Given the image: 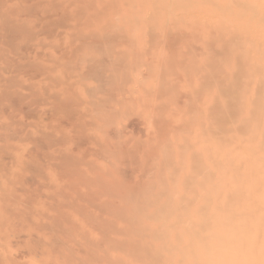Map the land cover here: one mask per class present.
Returning <instances> with one entry per match:
<instances>
[{"label": "bare ground", "instance_id": "1", "mask_svg": "<svg viewBox=\"0 0 264 264\" xmlns=\"http://www.w3.org/2000/svg\"><path fill=\"white\" fill-rule=\"evenodd\" d=\"M38 1V20L21 18L24 34L12 24L0 32V168L15 163L23 178L0 188V210L64 220L50 217L56 230L49 217L45 229L36 215L14 222L18 233L36 223L56 237L46 244L26 229L18 241L40 234L37 249L55 248L39 259L25 239L22 254L49 253L46 264L56 252L59 264H264V0Z\"/></svg>", "mask_w": 264, "mask_h": 264}, {"label": "rangeland", "instance_id": "2", "mask_svg": "<svg viewBox=\"0 0 264 264\" xmlns=\"http://www.w3.org/2000/svg\"><path fill=\"white\" fill-rule=\"evenodd\" d=\"M1 1H2V4H3V1H4L6 4H4V6L1 5V10H4V11H1V12H0V13L3 14V15L0 14V16L2 15V16L0 17V18H1L0 21L2 20V22H0V25H1V23H2V25H1V27H2L3 25L6 24L5 27L8 26V28H7L8 31L11 30V32H13V30H14V33H13V34H15V35H22V34H24L23 32L26 30V28H25L26 25H25V27H24V23H23L24 21L22 22V21H21V18H22V19H28V20L31 19V21H32V20H35V21H36V20H38L37 18H39V16L37 15L38 13H36V12H41V11H42V10H40V2H39L38 0H33V1H32V0H16V1H15V0H0V3H1ZM7 1H8V2H7ZM24 1H25V2H24ZM28 1H29V2H28ZM11 2L14 3L15 5H17L16 8H17V7H18L19 9L21 8V11H19V10H17V9H16V10L14 9L15 11H18V12H16V13H15V11L13 12V13H15V14H13V16L16 15V14L18 13V14L16 15V16L18 17V18L16 17L17 19L14 18L15 16L13 17L12 14H11V12L13 11L12 9L15 8V7H14L15 5L12 6V3H11ZM20 3H21L22 5H20ZM24 3H26V5H25ZM34 3H37V5H38V4H39V5L36 6V4H34ZM30 4H31V5L33 4L34 7H37L38 9H37V8L33 9V8H34L33 6H32V8H31V7H30ZM9 6H12V7L10 8ZM26 6L29 7V9L25 8ZM4 7H5V8H4ZM30 8H31V10L33 11V13L31 12V13L29 14V12L31 11ZM42 8H43V7H41V9H42ZM34 10H35V12H34ZM6 11H7L8 13H7ZM26 11H28V12H26ZM3 12H4V13H3ZM35 13H36V14H35ZM4 14H5V15H4ZM8 14H10V15H8ZM7 15L10 16V19H8L9 17H8ZM18 15H19V16H18ZM34 15H37V16H34ZM3 16H5V17H3ZM31 16L34 17L35 19H34V18L32 19ZM3 18H4L5 20H4ZM13 18H14V21H13ZM6 19H8V20H6ZM11 19H12V21H13L14 24L12 23V21H11V23H10V20H11ZM18 19H20V20H19V23L17 22ZM3 20H4V21H3ZM15 20H16V21H15ZM7 21H8L9 23H8ZM22 23H23V25H22ZM11 24H12V25H15V26H14V29H13V28L10 29V27H12ZM17 24H19V27H16ZM10 25H11V26H10ZM9 26H10V27H9ZM20 26H21V27L23 26V29H24L23 31H21L22 28H21L20 30L18 29V28H20ZM5 27L3 26V28L0 29V32H2V30L5 29ZM15 28H16V29H15ZM12 29H13V30H12ZM17 29H18V31H17ZM37 30H38V29H37ZM3 31L5 32V30H3ZM4 32H2L1 35H3ZM18 33H19V34H18ZM4 34H7V32H5ZM8 34H9V33H8ZM1 35H0V36H1ZM22 91H23V90H22ZM24 92H25V91H24ZM67 100H69V101H68V103H69L71 99H67ZM64 101H65V100H64ZM72 101H73V102H72ZM65 102H66V101H65ZM72 103H74V100H71V104H72ZM74 104H75V103H74ZM73 106H74V105H73ZM74 107L77 108L76 106H74ZM77 109H78V108H77ZM46 110H48V108H47ZM46 110H45V111H46ZM74 110H76V109H74ZM75 112H76V111L72 112V115H71L72 117H73V114H75ZM75 115H77V117L74 116L75 118L73 117L74 119H73L72 121H74V120L76 119V120H75L76 124L73 122V124H75V126H73V127L71 128V135L73 134L72 132H74V133H75V134H73L74 137H73V136H72V137L75 138V139L77 140L78 138L76 137V136H77L76 134H82L81 129L83 130V128H82V126H80V125H81V122H80V124H78V123H79V119H81L82 116H81V115H80L81 117L79 116V112H78V113L76 112ZM62 118H63V117H62ZM64 118H65V119H63V120L60 118V119H61L60 122H64V121H66V120L69 119L68 121H69L70 123H68L67 126H70V124H72V122L70 121V118H71V117H68V118H67V117H64ZM68 121H66V122H64V123H62V124H63V125H66L65 123H67ZM79 126H80L81 128H80ZM63 128H65V127H63ZM69 129H70V128H67V127L65 128V130H69ZM80 132H81V133H80ZM13 144H14L16 147H18V149L16 150V151H17V152H16V155H17V156H19V157H23V156L28 155V154H27V153H28V150H26V149L24 148L25 146H24L23 144H20V143H18V142H13ZM76 144H77V143H76V141H75L74 147L80 146L81 150L84 152L85 149H83V147H82L81 145H78V144L76 145ZM0 147H2V149H3V151H4V152H2V154H1V149H0V159H1V158H4V157H2L1 155L6 156V155H5V154H6V153H5L6 151L4 150V147H3V143H2V142L0 143ZM19 148H20V149H19ZM73 149H74V148H73ZM75 149H76V148H75ZM75 152H77V151H75ZM3 153H4V154H3ZM80 155H81V153H80ZM19 168H21V167H20L19 165H17V164L15 165V163H14V164H8V165H7V167L5 168L6 170L8 169L7 172H4V171H3L4 169L2 170V169L0 168V175H2V177L0 178V181L2 180V181L0 182V188H3L2 190H4V188L7 189L6 187L9 186V184H8L9 181H10V185H12V186H10L11 188L14 187L13 185L17 184V181H19L20 183L22 182V181L18 178L19 175L17 176V174H18L17 172H19ZM17 169H18V170H17ZM6 170H5V171H6ZM9 170H13V171H15V172H16V176H15V173H14V176H13V175L11 174V172H13V171H9ZM1 173H2V174H1ZM3 174H5V176H4L5 179L3 178ZM6 175H7V176H6ZM26 175H27V176H26L25 179L31 177V174H29V173H26ZM29 175H30V176H29ZM13 177H14V178H13ZM19 177L22 178L21 176H19ZM58 177H59V176H57V177H53L52 185H54V184L56 183V181H57L56 179H59ZM6 179H7V180H6ZM22 179H23V178H22ZM7 181H8V183H7ZM23 181H24V180H23ZM11 183H13V184H11ZM4 184H5L6 186H5ZM18 184H19V183H18ZM18 184H17V186L21 185V184H19V185H18ZM57 184L59 185L60 189L63 187L62 190H65V189H64V186H67L68 182H67V181H63V182H60V181H59V182H57ZM3 185H4V186H3ZM10 187H9V188H10ZM9 188H8V189H9ZM65 188H66V187H65ZM2 190H1L0 192H2ZM49 193H51V192L49 191ZM68 193H69V191H68ZM2 194H3V193H2ZM19 194H20V193H19ZM0 195H1V194H0ZM1 204H2V203H1ZM4 211L13 214V217L9 218V217H10L9 214H8V213H4ZM12 211H13L14 213H17V212H18V213H20L21 215H22V214L24 215V213H26L25 210H18V211H16V210H15V211H14V210H0V216H1L2 218H4L5 222L7 221V222L5 223V222H3L4 220H2V218H0V223H5V225H4V224H0V225H1V226H0V229H1L3 232H5V235H4V234H2L3 232L1 231V232H2L1 234H2V235L0 234V235H1L0 237H2V238H0V240H1V239H2V240H7V242H9V240H8V239H3V237H4V238H5V237L8 238V237H10V233L14 232V230L17 231L18 229H20V228H18L17 226H14V224H15L14 222H16V224H17V221H18V222L20 221V222L18 223L19 225H21V224L23 225V223L28 224V222H27L28 220H27V221L25 220L26 217H27L28 219H30L31 222L34 221V220H32V218L34 217V218H33V219H35L34 222L38 221L37 219H39L38 223L40 222V223L42 224V226L40 227V226H39L40 224H38V226H39L40 228L45 229V228H44L45 226L43 227V225L46 224L45 221H46L47 219H49L50 217H52V215H55V216H56L57 218H59V219L61 218L58 214H56V213L54 212V210H53V211H52V210H36L35 212H34V210H30V211H29L30 214L32 213L31 216H30V214H29V216H26V215H28V214H26L25 216H19L20 214H17L18 216H15L16 218L14 217V213H12ZM21 211H22V212H21ZM26 211H27V210H26ZM37 211H38V212H37ZM47 211H49L48 213H49L50 216L47 215L48 213H47L46 216H45V213H46ZM50 211H52L53 213L50 212ZM55 211H56V212H57V211H58V212H59V211L61 212V211H63V210H55ZM27 212H28V211H27ZM29 212H28V213H29ZM58 212H57V213H58ZM67 212L69 213V210H68ZM64 213H65V215L68 216V213H66V210H65ZM64 213L62 212L61 214H64ZM3 214L8 215L9 217L6 216V218H5V215H3ZM15 215H16V214H15ZM35 215H36V217H38V216H39V217L36 219ZM57 215H58V216H57ZM55 216H54V217H55ZM67 216H66V218H65V221H66L67 225H63V226L61 227L62 229H64V227H66V226H68V227H66L65 229L70 228V226H69V220H70V219H69V217H67ZM48 217H49V218H48ZM54 217H52V218L54 219ZM62 217H63V216H62ZM52 218H50L51 222H50V220H49V226H50V224H51V227H52V225H53V227H55L54 224H56V225H58V224H57L56 222H53V219H52ZM12 219L15 220V221H13ZM16 219H17V220H16ZM40 219H42V220H43V219H46L45 221L43 220V221L45 222V224L43 223L42 220H41V221H42V222H41ZM61 219H63V218H61ZM63 220H64V219H63ZM11 221H12V222H11ZM55 221H57V220H55ZM60 221H61V220H60ZM65 221H63V222H65ZM31 222H30V223H31ZM34 222H33V223H34ZM47 222H48V220H47ZM63 222H62V223H63ZM11 223H12V225H11ZM52 223H54V224H52ZM58 223H60V222H58ZM6 224H7L8 226L10 225L11 227L14 226L13 228H15V227H17V228L12 229L10 226L8 227ZM63 224H64V223H63ZM32 225H33V226H31V225L29 224V226H26L27 228H26V227H23V229L25 228V231H26V229L29 231V229H31V227H33V228H32L33 230H30V231L33 232V233H32L33 235H37L36 230L39 231V230H41V229H40V228H35V227H34V226H36V223H35V225H34V224H32ZM6 226H7V227H6ZM23 226H25V225H23ZM60 226H61V225H60ZM29 227H30V228H29ZM53 227H52V228H53ZM9 228L12 229L11 232H10ZM16 229H17V230H16ZM34 229H35V230H34ZM54 229L56 230V228H53V230H54ZM48 230H49V229H48ZM50 230H51V229H50ZM67 230H68V229H67ZM8 231H9V234L6 233V232H8ZM18 231H20V230H18ZM18 231H17V233L15 232V233L13 234L14 236L11 234V237L9 238V239H10V243H7V244H6V242H3L2 240L0 241V244L5 243L7 247H9L8 244L10 245L9 248H6L4 245H0V246H2V247H3V246L5 247V248L0 247V264H22V262H23V261H22V260H23L22 258H25V260H24V262H26L25 264H27V262H29L28 264H30V263H31V264H42V263H44L45 260L48 261L46 258H48L49 256H46V255H48L49 253H54V252H52V249L55 248V246H54L55 244H53L52 246H47L46 244L50 243V241H48V239L51 240V242H54V241H55V240L53 239V237H54V235H55L54 232L51 231V232L54 234L52 237L49 236V234H47V235H48V238H47V237H44V236H47L45 232L48 233V232H50V231H47V230L43 231V230H42L45 234H41V237L44 235V236H43L44 238H43V237H42V238H43L45 241H43V239L40 238V234H39V232L41 233L42 231H39V232H38V234H39V238L41 239V241H42L43 243L45 242L46 244H44V245L47 246V248H42V247H45V246H43V243L40 241V242L42 243V247H39L40 245L38 244V245H39V246H38L39 249H40V250L43 249V250L41 251L42 253L49 252V253H47V254L44 256V260H39V261H40V263H39L38 259H36V258L38 257V258L40 259V257H41V255H40V257H39V252H40V251H39V249H37V246H35L36 244H33V243H34V242L36 243V241H39L40 239L38 238V240H37V239H35L34 237H32L33 235H31V239L33 238V239H35L36 241L33 242V241H31V239H30V241H29L28 239H29L31 233L29 234L28 232H25L24 230H21V232L18 233ZM34 231H35V233H34ZM24 232H25V233H28L29 235H28V234H24ZM51 232H50V234H52ZM56 232H57V231H56ZM56 232H55V233H56ZM63 233H64V232H63ZM6 234H8L9 236H7ZM59 234H60V238H61V236L65 237V236H64L65 233H64V235H61V232H60V233L58 232L57 235H59ZM23 235H24V236H27L28 239H27V237H24V238H22V239H24V240L26 239V240H27L26 242H32L31 245L33 244V245L35 246V247H34V246L32 245V247H33L35 250H36V249L38 250V251H35L34 249L31 250V251L38 252V253L36 254V255H38L37 257H36V255L33 256L35 253H33V254L31 253V256H30V257H29V254H30V253L27 254V255H28L27 257L29 258L28 261L26 260V259H28V258L26 257V255H25L24 253L22 254V252L25 251V250H24V249H26L25 246H29V243L26 244V242H25L24 240H21L20 238H18V239H20V240L18 241L17 238H15V236L23 237ZM57 235H56V236H57ZM12 237L14 238V239H13L14 243L11 245V243H12V242H11V241H12L11 238H12ZM37 237H38V235H37ZM49 237H51L52 239H50ZM57 237H59V236H57ZM54 238H56V237H54ZM60 238H59V239H60ZM66 238L68 239V237H66ZM66 238H65V239L62 238V239L60 240V242L65 241ZM15 239H16V240H15ZM23 241H24V243L26 244L24 247H23L24 243L20 244V243L23 242ZM47 241H48V242H47ZM67 241H68V240H67ZM2 242H3V243H2ZM62 244H64V243H62ZM21 246H22L23 248H22ZM76 246L80 248V246L75 245V246L73 247V249H74L75 251H77V250H76V249H77ZM30 247H31V246H29V247L27 248L28 251H29V248H30ZM48 247H50V248L52 247V248H51L50 250H48ZM41 248H42V249H41ZM79 248H78V249H79ZM6 249H7V250L10 249V250L7 251ZM60 249H61V248H59V250H60ZM44 250H45V251H44ZM46 250H47V251H46ZM61 250H62V249H61ZM63 250H65V249L63 248ZM79 250H81V248H80ZM28 251H27V253H28ZM41 252H40V254H41ZM25 253H26V252H25ZM56 253H57V254H54L55 257L53 256V257H54V260L52 259L51 262H53L54 264H59V263L54 262V261H55V258H56V261L60 262L59 259H57V257L59 258L60 256H57V255H58V252H56ZM43 255H44V254H42V256H43ZM30 258H31V259H30ZM34 258H35V259H34ZM60 258H61V257H60ZM33 259H34V260H33ZM42 259H43V258H42ZM31 260H32L33 262H32ZM35 260H36L37 262H36ZM41 261H43V262H41ZM46 261H45V264H46ZM24 262H23V264H24Z\"/></svg>", "mask_w": 264, "mask_h": 264}]
</instances>
